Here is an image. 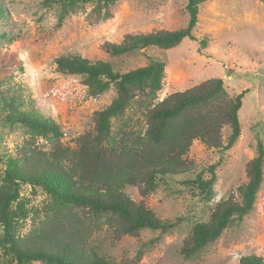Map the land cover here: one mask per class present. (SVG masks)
Instances as JSON below:
<instances>
[{"label": "rangeland", "instance_id": "rangeland-1", "mask_svg": "<svg viewBox=\"0 0 264 264\" xmlns=\"http://www.w3.org/2000/svg\"><path fill=\"white\" fill-rule=\"evenodd\" d=\"M186 1L117 0L99 5L96 0H0V193L11 186L4 170L9 158L19 157L21 146L49 151L56 141L51 133H39L10 114L4 96L15 98L17 94L14 104L20 111H32L38 119H53L62 133L59 143L70 151L76 148L80 134L93 129L94 113L115 96L113 85L97 96L88 95L80 75L56 69L54 59L59 55L76 53L104 60L118 72L144 66L151 59L163 61V85L156 100L214 77L221 78L229 97L245 91L235 142L223 150L193 140L187 157L195 167L158 177L157 187L144 198L157 217L174 223L170 229L143 228L138 236L115 239L103 221L81 211L66 224L87 248L112 264H237L240 256L250 253L264 261V162L262 182L248 214L229 223L197 256L186 259L180 253L193 225L208 220L214 203L235 193L247 180V162L255 156L258 141L264 145V0H206L198 4L192 30L196 39H183L170 48L148 46L119 56L102 48L106 41L119 43L126 33L184 27ZM203 37L207 44L199 48L197 41ZM12 54L16 60H11ZM32 67L38 70L35 79ZM145 111L139 103L130 107L112 120V134L117 137L120 128L142 134ZM229 132L224 126V139ZM69 158L71 154L66 162ZM212 172V191L207 196L199 190L197 178L209 179ZM124 190L134 200L141 198L135 186L127 185ZM19 194L27 207L39 208L43 219L49 194L29 183L21 185ZM31 224L27 218L23 229ZM2 232L0 223V238ZM138 249L142 250L139 259ZM8 257L5 245L0 244V263ZM30 264L48 263L34 260Z\"/></svg>", "mask_w": 264, "mask_h": 264}, {"label": "trees", "instance_id": "trees-1", "mask_svg": "<svg viewBox=\"0 0 264 264\" xmlns=\"http://www.w3.org/2000/svg\"><path fill=\"white\" fill-rule=\"evenodd\" d=\"M96 1L100 5L117 0ZM204 1H186L188 20L182 28L126 33L119 43L106 41L102 48L119 56L148 46L170 48L183 39L195 40L192 30L198 4ZM197 42L202 48L207 38ZM14 57L12 54L11 60H16ZM54 62L58 71L80 75L88 95L97 96L113 85L115 96L94 113L93 129L80 134L71 151L59 143L62 133L53 119H38L32 111H20L14 104L17 94L15 98L3 97L10 114L39 133H51L56 141L49 151L21 146L19 157L9 158L4 174L11 186L0 193V244L5 245L9 257L0 264H30L34 260L48 264H112L107 257L87 248L66 224L81 211L86 217L103 221L115 239L138 236L143 228L170 229L174 223L157 217L144 198L157 187L158 177L185 173L195 167V162L187 157L193 140L207 148L223 150L235 142L240 134L238 110L245 91L229 97L221 78L214 77L156 100L163 85V61L151 59L146 65L125 72L115 71L107 61L90 60L76 53L59 55ZM138 103L146 110L143 133L120 128V134L114 136L112 120ZM224 126L230 129L225 139ZM68 154L71 158L67 163ZM263 162L264 145L259 140L255 156L246 165L247 180L236 187L235 193L214 203L208 220L193 225L180 247L184 258L197 256L229 223L248 214L262 182ZM213 181V172L209 179L198 176L199 190L211 195ZM25 183L40 186L51 197L43 219L39 208L27 207L19 194ZM127 185L137 188L139 200L124 190ZM27 218L32 227L24 230ZM141 255L142 250L138 249L137 259ZM237 264L264 261L260 255L250 253L240 256Z\"/></svg>", "mask_w": 264, "mask_h": 264}, {"label": "clouds", "instance_id": "clouds-1", "mask_svg": "<svg viewBox=\"0 0 264 264\" xmlns=\"http://www.w3.org/2000/svg\"><path fill=\"white\" fill-rule=\"evenodd\" d=\"M25 57H24V55L22 54L21 56H20V59H24ZM30 71L32 72V75H33V79H35V77H36V75H37V72H38V70L35 68V67H32V68H30Z\"/></svg>", "mask_w": 264, "mask_h": 264}]
</instances>
